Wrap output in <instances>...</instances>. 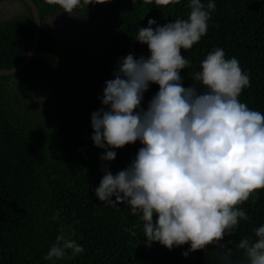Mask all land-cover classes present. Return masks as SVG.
Masks as SVG:
<instances>
[{
	"label": "trees",
	"instance_id": "trees-1",
	"mask_svg": "<svg viewBox=\"0 0 264 264\" xmlns=\"http://www.w3.org/2000/svg\"><path fill=\"white\" fill-rule=\"evenodd\" d=\"M19 1L24 11L0 22V71L22 65L34 42L33 10ZM33 1L44 26L35 56L18 73L0 76V264H52L43 257L61 228L66 235L74 230L72 238L85 251L55 264H225L221 256L229 248L233 264L246 259L239 240L245 235L258 238L256 225L264 223V185L239 205L248 209L250 218L241 216L219 244L195 252L188 251V244L168 249L148 243L142 213L133 214L126 203L112 207L95 195L105 171L115 175L125 169L143 147L137 141L116 149L115 160H101L105 150L94 145L91 116L103 107L105 82L114 79L122 57L150 56L147 45L135 40L139 27L147 28L149 19L159 26L187 19L189 0L159 8L147 0H93L75 10L102 44L84 76L67 69L62 44L46 28L58 6ZM215 3L206 35L191 49L181 50L190 61L181 70L183 85L197 84L193 74L201 70V62L222 48L226 58L236 57L249 74L250 86L239 100L256 110L264 106V0ZM40 86L42 92L37 91ZM158 90L150 85L141 107L146 110ZM57 212L59 218L53 220Z\"/></svg>",
	"mask_w": 264,
	"mask_h": 264
},
{
	"label": "clouds",
	"instance_id": "clouds-1",
	"mask_svg": "<svg viewBox=\"0 0 264 264\" xmlns=\"http://www.w3.org/2000/svg\"><path fill=\"white\" fill-rule=\"evenodd\" d=\"M45 2L71 15L93 0ZM147 2L159 8L180 0ZM189 8L187 19L163 26L149 19L147 28L139 27L135 40L147 45L150 56L128 54L118 61L91 126L94 145L105 150L103 161L115 160V150L125 145H143L125 169L115 175L105 171L96 197L112 207L126 203L133 214L142 213L148 243L168 249L188 244V251L195 252L219 244L241 216L250 218L248 209L239 205L264 185V106L253 110L239 100L250 86V76L236 57L226 58L222 48L201 62V70L193 74L197 84L183 85L181 70L190 61L181 50L191 49L206 35L216 3L189 0ZM152 84L159 90L145 110L141 104ZM58 218L57 212L52 219ZM256 231L258 238L245 235L239 240L247 258L238 264H264V223L256 225ZM74 234L66 235L61 228L43 259L55 264L83 253ZM230 252L221 256L225 264H233Z\"/></svg>",
	"mask_w": 264,
	"mask_h": 264
},
{
	"label": "rangeland",
	"instance_id": "rangeland-1",
	"mask_svg": "<svg viewBox=\"0 0 264 264\" xmlns=\"http://www.w3.org/2000/svg\"><path fill=\"white\" fill-rule=\"evenodd\" d=\"M23 11L24 5L21 1L6 0L0 5V22L7 21L15 14ZM46 28L62 44L61 47L66 56L64 61L67 64V69L72 68L73 71L79 72L81 76H84L87 70L90 69L87 64H92L91 61L102 48L99 35L76 11L70 15L62 12L59 7L48 19ZM37 91L42 92L43 87H38Z\"/></svg>",
	"mask_w": 264,
	"mask_h": 264
},
{
	"label": "water",
	"instance_id": "water-1",
	"mask_svg": "<svg viewBox=\"0 0 264 264\" xmlns=\"http://www.w3.org/2000/svg\"><path fill=\"white\" fill-rule=\"evenodd\" d=\"M24 1H26L30 5V7L33 10L34 16H35L36 33H35V38H34V42L32 45V49H31L29 56L27 57V59L25 60V62L22 65H20L17 68H14L12 70L0 71V76H7V75L15 74V73H18L19 71L23 70L33 60L35 53L37 51V48H38V44H39L44 26L42 24V20H41L39 10H38L36 4L34 3V1L33 0H24Z\"/></svg>",
	"mask_w": 264,
	"mask_h": 264
}]
</instances>
